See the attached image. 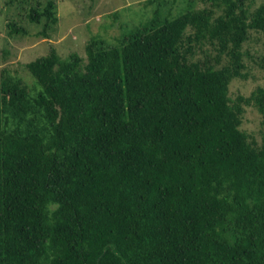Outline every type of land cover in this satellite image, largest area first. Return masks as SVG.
I'll return each mask as SVG.
<instances>
[{"label":"trees","instance_id":"trees-1","mask_svg":"<svg viewBox=\"0 0 264 264\" xmlns=\"http://www.w3.org/2000/svg\"><path fill=\"white\" fill-rule=\"evenodd\" d=\"M204 1L0 77V264H264V85L228 92L264 1ZM27 15L49 37L56 2Z\"/></svg>","mask_w":264,"mask_h":264},{"label":"rangeland","instance_id":"rangeland-1","mask_svg":"<svg viewBox=\"0 0 264 264\" xmlns=\"http://www.w3.org/2000/svg\"><path fill=\"white\" fill-rule=\"evenodd\" d=\"M0 0V77L6 73L19 76L29 86L36 84L35 77L26 67V62L48 53L54 47L60 57L75 51L85 55V45L92 35L102 36L110 44L124 31L149 18L157 8L162 13L176 14L189 0H55L58 20L48 29V36L37 35L41 28L27 15L35 0ZM46 0H40L44 2ZM264 0H250V10ZM206 5L204 0H194V7ZM15 20L27 28L26 33H9L7 22ZM244 51L243 71L245 76L234 77L229 83V95H248L257 85H264V31L252 28L242 43ZM203 52L197 48L196 55ZM34 89L32 92H35ZM240 127L249 136L260 140L264 129L261 113L247 104L241 114Z\"/></svg>","mask_w":264,"mask_h":264}]
</instances>
